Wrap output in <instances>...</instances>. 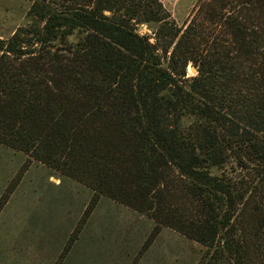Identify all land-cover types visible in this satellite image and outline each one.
Listing matches in <instances>:
<instances>
[{
	"label": "trees",
	"instance_id": "trees-1",
	"mask_svg": "<svg viewBox=\"0 0 264 264\" xmlns=\"http://www.w3.org/2000/svg\"><path fill=\"white\" fill-rule=\"evenodd\" d=\"M29 17L0 39V146L197 242L198 264H264V0H202L184 27L161 0Z\"/></svg>",
	"mask_w": 264,
	"mask_h": 264
},
{
	"label": "rangeland",
	"instance_id": "rangeland-1",
	"mask_svg": "<svg viewBox=\"0 0 264 264\" xmlns=\"http://www.w3.org/2000/svg\"><path fill=\"white\" fill-rule=\"evenodd\" d=\"M36 0H0V39L28 26ZM202 0H161L184 27ZM140 33L152 35L142 25ZM191 66V65H190ZM188 67L189 76L196 75ZM0 146V264H198L204 249L178 232Z\"/></svg>",
	"mask_w": 264,
	"mask_h": 264
},
{
	"label": "water",
	"instance_id": "water-1",
	"mask_svg": "<svg viewBox=\"0 0 264 264\" xmlns=\"http://www.w3.org/2000/svg\"><path fill=\"white\" fill-rule=\"evenodd\" d=\"M190 69H191V71H193L196 74H198V70L193 65L190 66Z\"/></svg>",
	"mask_w": 264,
	"mask_h": 264
}]
</instances>
